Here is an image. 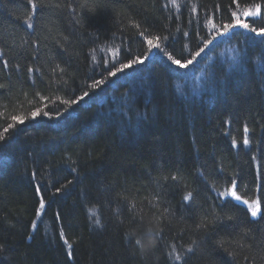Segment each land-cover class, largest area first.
Wrapping results in <instances>:
<instances>
[{"label":"trees","instance_id":"obj_1","mask_svg":"<svg viewBox=\"0 0 264 264\" xmlns=\"http://www.w3.org/2000/svg\"><path fill=\"white\" fill-rule=\"evenodd\" d=\"M35 2L0 0V264H264V37L216 35L264 0Z\"/></svg>","mask_w":264,"mask_h":264},{"label":"snow or ice","instance_id":"obj_2","mask_svg":"<svg viewBox=\"0 0 264 264\" xmlns=\"http://www.w3.org/2000/svg\"><path fill=\"white\" fill-rule=\"evenodd\" d=\"M173 2H174V0H173ZM28 3L32 6L33 10H36V9L38 8V6H39L38 3L35 2V0H28ZM262 14H264V13L261 12V6H260L259 4L256 5V11H255V12H251V11H245V12H244V16H245V17H258V16H261ZM235 15H236V13L234 12V13H233V16H235ZM29 19H31V14L29 15ZM236 26H239L240 28L245 29V30H247V31H249V32L255 33L257 36L264 37V27H261V28H259V29H257L256 27H250L249 23H244V22H242L239 18H237V19L235 20V22L232 23V24H226V25H224V32H218V33H216V35H223V34H225L228 30L233 29V28H235ZM28 27L31 28V27H33V25H32L31 23H28ZM152 42H153L152 40H148V43H149L150 45L152 44ZM261 43H264V40H262ZM203 51H204V49L201 48L200 51L196 53V56H199L200 53L203 52ZM169 59L172 61V63H173L174 65H177V66L180 67V68H186L188 65H191V64L193 63L192 60H188V61H186L185 63H181L180 60H178V59H172L171 56H169ZM137 62H139V63H143L142 60H141V61H135V60H133V61H131L130 63L122 64V65L120 66V68H117V69H116L115 72H111V71H110V72L108 73V75H109V76H115L117 72H120V71H122V70H124V69H128V68H130V67L132 66V64H135V63H137ZM29 71H31V69H29ZM100 83H102V81H96V82L92 85V87L95 88V87L98 86ZM2 87H4V85L0 84V88H2ZM87 95H88V93L85 92V93H84V96H87ZM82 98H83V97H80L79 99H82ZM65 103H68V101H65ZM72 103H75V101H72ZM41 113H43L44 116H47V117H49L50 119H51V118H54L49 112H47V111H43V109H41V108H36L34 111H32V112H31V116H32L33 118H35V117H37L38 115H40ZM55 115H56V116H59L60 113H56ZM11 119H12L14 122H19V123H23V122H24V121H23V118H20V117H17V116H12ZM11 128H13V124H8V126H7L6 128H4L2 132H0V141H3V140L6 139V137H5L4 134L7 133V132L9 131V129H11ZM244 131H245V133L248 132V128H247V126H245ZM243 143H244L245 145H248V144H249V140H248V138H245L244 141H243ZM232 145H233V147L236 146V140H235V139H233V141H232ZM72 171H76V169L73 168ZM172 179L175 180V179H177V177L173 176ZM233 185L235 186V182H233ZM56 191L59 192L60 189L58 188ZM37 192H38V194H39V189H37ZM220 195L223 197V196H225L226 194H225V193H221ZM227 195H231V196L234 197L237 201H240V200H241V197H240L239 195H237L236 192L233 191V190H231V189L228 190ZM190 196H191V193H188V194L184 195V196H183V200H184V201H189ZM242 202H243L244 204L249 205V211H250L251 216H252L253 218L257 217L258 213L260 212V203H259L258 201H252L251 203H249L248 200H244V201H242ZM40 207H41V208L44 207V200H43V199H41V201H40ZM39 211H40V209H37V214H39ZM214 219H220V217H215ZM226 219H227V220H231L232 217H231V216H228V217H226ZM97 223H99V221H97ZM205 223H211V221H208L207 218L205 217L204 219H202L201 223L197 225V228H203V227L205 226ZM35 224H36V222L33 221V225H34V226H35ZM61 239H63V235H61ZM136 242H137V244H140V241H139V240H137ZM65 243L67 244V241H65ZM193 244H195V241H193ZM173 251H175V250L173 249ZM193 251H194V249H193L191 246L187 248V252L191 253V252H193ZM173 258H174L175 260H177V261H180V260L182 259V256L179 255V254H176V255L173 256Z\"/></svg>","mask_w":264,"mask_h":264},{"label":"rangeland","instance_id":"obj_3","mask_svg":"<svg viewBox=\"0 0 264 264\" xmlns=\"http://www.w3.org/2000/svg\"><path fill=\"white\" fill-rule=\"evenodd\" d=\"M251 12H255L256 10H250ZM237 18H239L242 22H246V17L244 16V12H240L239 14H237L236 15V17L234 18V22H235V20L237 19ZM233 22V23H234ZM235 28H239V26H236ZM254 201V200H253ZM252 201H249V203H251ZM246 205V207L248 208V210H249V205H247V204H245ZM250 212V211H249ZM251 215V214H250ZM252 217V216H251Z\"/></svg>","mask_w":264,"mask_h":264}]
</instances>
